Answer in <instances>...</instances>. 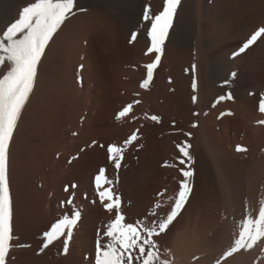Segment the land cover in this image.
<instances>
[{
  "label": "rangeland",
  "instance_id": "rangeland-1",
  "mask_svg": "<svg viewBox=\"0 0 264 264\" xmlns=\"http://www.w3.org/2000/svg\"><path fill=\"white\" fill-rule=\"evenodd\" d=\"M187 1L181 0L169 36L175 33L172 37L178 36L176 40L178 39L181 44L194 47L200 39L196 33L197 26L204 24L207 37L205 40L208 41V49L213 53L214 64L211 63L212 72L202 63L199 81L193 73V65L196 67V61L176 55H166L163 58V54L159 66L154 70L149 89L143 90L139 85L146 78L144 66L151 63L152 59L143 62L135 56L129 59L119 58L114 53L111 43L97 49L90 35L89 39L81 44L84 48L82 56H76L73 61L65 54L56 51L51 44L56 38L61 40H74V38L60 29L54 35L42 57L34 91L22 112L15 132H17L16 137L22 136L26 142L24 135L27 133L32 134L35 142L46 141V144L39 145V153L35 154L38 156L37 160L41 158L40 160L44 161L42 167L44 165L55 167L48 188L55 195L56 202H59L62 212L58 215L59 219L64 215H71V209L69 211L62 209L63 202L68 196L73 202L74 200L81 202V217L84 210V218H81L75 228L66 253L63 238L43 251H41L43 234H37L39 237L33 239L14 238L12 241L14 247L10 251L7 264H95L97 240L99 239L102 244L108 242L107 238L103 237V233L106 231V226L114 219V212L105 211L94 186V178L101 169L105 170L107 179L112 182L113 193L121 198V212L126 218V223H136L139 220L151 226L153 221L159 222L166 218L178 194L180 182L184 179L180 170L185 166L178 163V159L182 157L177 145L185 141L191 145L190 167L194 173L191 177L192 193L185 208L166 233L154 239L163 253L172 249L174 252L173 245L176 242L174 237L178 234L188 237L186 239L195 235L198 240L206 239L213 242L220 236L221 227L218 217L221 199L217 195L220 183L214 170L213 157L217 154V157L221 156L220 168L225 178L227 176L232 178L235 172L234 177L238 176L240 179L239 185L244 186L250 167L260 159L261 155L263 156L258 149V142L251 126L264 121V113L259 111V101L264 96V67H259L260 60H264V40H258L255 45L235 59L232 58V53L236 52L252 33L264 27V0H243L244 2L241 0L240 5L237 3L236 6L231 1L226 11L220 7L224 3V0H221L219 6H215L219 16L215 13L212 15V11V17L215 15L218 17L207 18L209 20L205 19L204 15L201 20L199 19L202 9L197 7L199 5L197 0ZM32 2L34 0H0V32L18 18L20 9ZM159 3L151 8L153 14L163 10V0H159ZM148 5L143 4L142 9L144 10ZM90 10L91 7L77 6L75 14H86ZM143 10L138 18L141 22L136 23L137 28L145 27L141 19ZM220 11L227 14L221 16ZM214 22L215 25L217 23L216 27L213 25ZM146 25L145 28L148 30L150 24ZM208 35H211L210 38ZM212 37L215 40H212ZM230 44L233 47L231 50H229ZM211 47L214 49L212 50ZM97 53L103 58L98 57ZM6 70L5 67L0 71V76ZM233 71L238 73L237 77L231 80L230 84H225ZM194 75L198 83L197 90L201 87L203 95H206L202 101L204 103L198 100L195 104L192 102L193 95L198 97V91L194 92L192 88ZM174 78L182 85L178 82L179 87L176 86ZM251 84H254V87H251ZM256 85L260 87H257L258 90H255ZM233 87H235L234 91L231 90ZM204 91H208L209 94L208 92L205 94ZM229 92L234 96L233 100H225L215 108L212 107L218 96ZM136 100L140 103L133 105L129 117L117 120V113ZM194 112L199 115H193ZM228 112L232 115H224L218 119L221 113ZM152 115L159 116L160 123L147 119ZM132 117L136 119L133 120ZM44 119L50 120L44 122ZM193 124L197 127H193ZM137 129H139L137 133L139 139L125 149L121 167L117 170L114 163L109 161L107 148L111 144L124 147V141ZM186 133H190L191 136ZM237 146H241L246 151L237 152ZM82 147H85V154L86 152L89 154L90 166L87 177L85 175V188H75L77 197H72L68 192H62L61 187L71 182H78V176L71 173L77 159L70 163H67L66 159L73 154L82 155ZM42 148L45 154L41 151ZM227 171L234 172L230 173L231 176ZM23 178L25 192L41 191L42 197L46 199L48 188L45 187L42 193L44 189L39 186L41 177L35 167L30 169L29 173L23 172ZM83 189H85L84 198ZM32 195L26 200L28 205L40 206L37 198ZM82 203L85 205L83 210ZM153 213L155 215H152ZM39 221L37 217H32L29 228L34 229ZM18 245H27V247L21 248L17 247ZM261 248H264V241L247 253L243 250L236 256L233 255L235 259L230 257L227 261L243 259L237 256L244 255L245 261L236 260L234 263H229L262 264L264 251H261ZM245 256L249 258L248 261ZM162 258L167 259V257ZM227 261L222 264H228ZM190 262L193 261H187V264ZM177 263L179 262L176 261Z\"/></svg>",
  "mask_w": 264,
  "mask_h": 264
},
{
  "label": "snow or ice",
  "instance_id": "snow-or-ice-1",
  "mask_svg": "<svg viewBox=\"0 0 264 264\" xmlns=\"http://www.w3.org/2000/svg\"><path fill=\"white\" fill-rule=\"evenodd\" d=\"M180 5L181 0H163V10L158 14H153L150 5L143 10L142 22L150 24L147 30L150 46L145 55L154 54L152 62L144 66L146 78L139 85L143 90L149 89L154 70L161 62L165 42ZM75 11L76 0H34L20 9L18 18L0 32V71L7 68L0 76V264H7L10 251L14 247L12 241L15 238L12 228V204L8 178L10 144L22 112L34 91L38 67L45 55V50L61 25L75 15ZM138 35V32L132 31L129 43L135 42ZM261 39H264V27L252 33L242 46L232 53V58L235 59L245 53ZM193 73L195 74V65H193ZM237 75V72H231L229 79L224 83L230 84ZM192 88L194 92L197 91L195 75ZM233 99L231 92L218 96L212 107L215 108L222 101ZM197 100L198 97L193 95L192 102L195 104ZM139 103L140 101L136 100L125 106L117 113L116 119L129 117L133 105ZM259 111L264 113V96L259 101ZM204 114L207 115V113ZM193 115H199V113L194 112ZM224 115H232V113H221L218 119ZM147 119L157 124L160 123V117L156 115L149 116ZM258 123L264 124V121ZM192 126L197 127L196 124ZM138 132L139 129L124 141V147L115 144L108 146L109 161L114 163L117 170L121 167L125 149L139 139ZM186 135L191 136L190 133ZM190 148L191 145L186 141L177 145L180 157H182L178 159V163L185 166L180 170L184 179L180 182L178 194L166 218L159 222L153 221L151 226L139 220L136 223L125 222L126 218L121 212V198L113 193L112 182L107 179L105 170L99 171L94 178L97 196L106 212H114V219L106 226V231L103 233V237H106L108 242L102 244L99 239L97 240L95 264H176L174 253L171 250L162 253L154 238L166 233L191 196V177L194 173L190 167L192 163ZM236 151H246V149L237 146ZM65 190L67 191L68 188L66 187ZM64 203L71 205L72 198ZM81 218L80 210L74 208L71 215H64L53 223L49 230L43 233L41 251L63 238L66 253L69 240ZM261 241H264V201L260 202L256 216L249 214L241 220L238 235L231 246L215 261V264H222L241 250L248 252L257 247ZM17 247L23 248L27 245ZM261 251H264V248H261ZM162 257H167V259ZM192 259L198 261L200 257L194 256Z\"/></svg>",
  "mask_w": 264,
  "mask_h": 264
},
{
  "label": "bare ground",
  "instance_id": "bare-ground-1",
  "mask_svg": "<svg viewBox=\"0 0 264 264\" xmlns=\"http://www.w3.org/2000/svg\"><path fill=\"white\" fill-rule=\"evenodd\" d=\"M206 1L197 0V2L199 4V5L197 4L198 5L197 7H201V9H202V13L200 12V14H202L201 17L199 18L200 20L202 19L203 15H204L205 19H207V18L210 19L212 17V15H214V13L217 14L215 6L221 2V0H219V1L218 0H210V2H206ZM231 1L234 3V5L237 3L239 4L241 2V0H229V1L224 0L223 6L220 4L221 5L220 7L226 11V9L228 8L227 6L229 5V2H231ZM197 2H195V3H197ZM242 2H244V1L242 0ZM145 3H146V5L149 4L151 6V8H154L156 6V4L159 3V0H76V8H77V6L78 7L79 6L80 7H82V6L91 7L90 12H88L86 14H82V13L77 14L76 13L75 15L71 16L68 20H66L63 25H61L60 31H64V32L68 33V35H71L74 38V40H70V39L69 40H61V39L56 38V40L55 39L53 40L51 46L53 48H55L56 51L58 50L59 53H62L63 55L65 54V56H67L69 58V60L74 61L76 56L81 57L83 52H84V48L82 47L81 44L85 40L87 41V38L89 39V36L92 35V39H93L92 41H93V43L97 49L104 46L107 43H111V46L114 49V53L117 54L119 58H123V59L128 58L129 59L131 56H135L136 59H138L140 61H143V62L148 61L149 62L151 59L153 60L154 54L145 55L147 48L150 46V41H149L148 36H147V29L145 28L147 25L145 24L144 28H143V26H141L142 28L141 27H138V28L135 27L136 23L138 21L139 15L141 13V10H143L142 5L144 4V6H145ZM156 9H159V8H156ZM198 10H200V9H198ZM229 10H231V8ZM232 10H233V8H232ZM263 10H264V8H263ZM212 11H213V13H212ZM223 11H220L221 16H223L226 13V12L224 13ZM230 12H233V11H230ZM211 13H212V15H211ZM156 14H158V13H156ZM217 15L212 17V19H214ZM231 15H233V14H231ZM209 19H207V20H209ZM229 21H231V20H229ZM140 22L138 21V24ZM202 22H203V20H202ZM216 22H217V20H216ZM205 23H206V20H205ZM210 23H211V21H210ZM143 25H144V23H143ZM213 25H215V22ZM220 25H221V23H220ZM216 26H217V23H216L215 27ZM215 27H212V28H214V30H216ZM221 28H222V26H221ZM132 31L138 32L139 35L137 37V40L130 44L129 39H130V34ZM196 33H198V36L201 39V41H200V39L197 40L199 43L198 44L195 43L194 47H192L189 44H184V43L181 44L180 41H177L178 39L176 40V38L178 36L172 37L175 33L171 34V36H168V38L165 42L163 58L166 55H176V56L188 59L190 61H196L195 62L196 63V67H195L196 68L195 69L196 79L200 80L201 65H203L202 63H204L206 65L205 68H209V70H210L211 65H213L214 62L212 61L213 60V53H211V50L208 49V41L205 40L207 37H206V28H205L204 24H203V26H202V24L197 26V32ZM211 33L213 34V32H211ZM208 36L210 38L211 35H208ZM212 40H215V39H213V37H212ZM214 46H215V44H214ZM230 46H231V44H230ZM211 48H212V50L214 49L213 47H211ZM232 48L233 47L231 46L229 50H231ZM223 52H221V54ZM227 52H230V51H227ZM97 55H98V57L103 58V56H101L99 53H97ZM223 55H225V54H223ZM212 62H213V64H211ZM259 65H260L259 67H264V60H260ZM205 68L203 70H205ZM210 71H212V70H210ZM207 73H209V72H207ZM174 81H173L174 83H177L175 85L179 87L178 82H180V81L176 78H174ZM258 82H260V81H258ZM252 83H253V81H252ZM180 84H181V82H180ZM257 84H259V83H257ZM181 85H180V87H181ZM199 85H201V84H199ZM253 85L251 87H254ZM249 87H246V88H249ZM257 87L258 86L256 85L255 90H258ZM205 88H203V89H205ZM258 88H260V87H258ZM200 89H201V87H200ZM200 89L198 87V90H197L198 91L197 92L198 102L204 103L202 101H203V99H205L206 95H203L204 93ZM231 90L234 91L235 87H233V89H231ZM207 92L208 91H206L205 94ZM210 93H212V92H210ZM213 93H215V92H213ZM208 94H209V92H208ZM213 96H214V94H213ZM213 96H211V97H213ZM208 98L209 97H207V99ZM256 99H257V95H256ZM249 100L252 102L251 98ZM254 101H255V98H254ZM35 112H37V111H35ZM50 114H51V112H50ZM50 114H48V115L50 116ZM50 119H52V117ZM45 120L46 119H44V122L49 121V120H46V121ZM260 120H262V118ZM41 123H42V121H41ZM48 124H49V122H48ZM251 130L257 139L258 149H259V151H261V154H263V156L261 155V157L258 161L253 163L252 166L250 165L251 167L249 166L250 172L248 174V177L245 178V185L244 186L239 185L240 179L238 178V176L234 177V174H235L234 171H232V172H234L232 178H229L230 176L229 177L227 176V178H225V176L222 173V169L220 168V167H222L220 165L222 163V162H220L221 156L219 158V157H217V155H218L217 154V155H215L216 157L214 156L212 159V160H214V164H215L214 170L216 171L215 173H216V176L218 177V182L220 183L219 184V192H217L218 193L217 195L221 199V204H220L221 209H220V213H219V217H218V222L220 223L219 227H221L220 228L221 233L219 234L220 236H218L217 240H214V242H213V241H208L206 239L205 240H200V239L198 240V238H196L195 235H191L190 239H186L188 237H184L183 235L178 234L177 236L174 237L176 240V242L173 245L174 252L172 249V252L174 253V256H175V261L179 262L177 264H183V263L187 264V261H190V260L193 261L192 258L194 256L200 257V259L198 261L190 262L189 264H215V261L217 259H219L220 256L222 255V253L224 251H226L231 246L235 237L238 235L241 220L246 215L251 214L252 216H256L258 214V208H259L260 202L264 201V124L259 123V124L252 125ZM29 136L30 135H28L27 137H29ZM227 162H229V161H227ZM227 162H225V164ZM230 164H232V162ZM234 170L236 171V169H234ZM227 172H229V171H227ZM232 172H229L228 174H230ZM83 182L84 181H82V183ZM220 199H219V201H220ZM217 209H219V208H217ZM216 225H218V224L216 223ZM180 233H181V231H180ZM183 234H184V232H183ZM184 235L187 236L186 233ZM242 251L243 250H241L240 252H242ZM240 252H238V253H240ZM245 253H247V252H245ZM236 254L237 253H235L234 255L236 256ZM248 255H250V254H248ZM262 255H261V257H263ZM238 257H242L243 259H240ZM246 257L247 256H245V258ZM231 258L235 259L234 256ZM237 258L238 259H236V260H240V262H241V260L245 261L244 255L237 256ZM248 259L249 258H246V261H248ZM231 260L232 259L227 261L228 264H230L229 262H231ZM235 261H233L231 263H234ZM262 262H263L262 264H264V261H262ZM250 264H251V262H250ZM257 264H258V262H257Z\"/></svg>",
  "mask_w": 264,
  "mask_h": 264
},
{
  "label": "crops",
  "instance_id": "crops-1",
  "mask_svg": "<svg viewBox=\"0 0 264 264\" xmlns=\"http://www.w3.org/2000/svg\"><path fill=\"white\" fill-rule=\"evenodd\" d=\"M17 132H14L13 139L10 144L9 149V164H8V178H9V189H10V196H11V204H12V228H13V236L15 239L26 237V238H36L39 237L37 234H43L53 223H55L59 219V214H61V208L59 206V202L57 203L54 199L55 195L53 194L52 190L48 188L50 185L49 181H51V177L54 174L55 167L53 165H42L44 164L43 160H37V154L42 146L43 143L46 144V141L41 140V142L33 141V137L31 133H27L24 135V138L27 140L24 141L22 136L16 137ZM30 135L29 137H27ZM32 137V138H31ZM30 139V140H29ZM82 155L80 154H73L68 157L67 163L72 162L74 159L77 161L74 163L71 173L78 176L79 178L77 183L71 182L69 185H62L61 190L64 193L72 195V197H77L76 189L85 188V175L87 177V171L89 169V154L86 152L85 154V147H82ZM42 152L45 151L42 148ZM39 153V152H38ZM46 164V163H45ZM41 166V169H39ZM75 166V167H74ZM36 168L41 177V181L39 186H41L42 193L45 191V187L48 188L46 190V199L42 197L41 191H31V193L25 192L23 189V172L24 174L29 173L30 169ZM38 168V169H37ZM65 171V170H64ZM78 171V172H77ZM57 173V172H56ZM80 177L82 178L80 180ZM82 181H84L82 183ZM75 185L76 187H71ZM52 187V186H51ZM66 187L68 190L66 191ZM76 188V189H75ZM70 191V192H69ZM83 191V198L85 196V189ZM33 194V195H32ZM36 194V195H35ZM32 195L34 198L40 203L38 207L30 206L26 202L28 200V196ZM31 197V196H30ZM69 196L67 197L66 201L69 200ZM43 201V202H42ZM65 201V202H66ZM73 202V206L65 205L63 202V210L69 211L71 209V213L74 208H78L80 210L81 202L76 201ZM84 203H82V210L84 209ZM81 212V211H80ZM37 217L38 220L40 219L37 226L34 229L29 228V225L32 223V217ZM55 217V218H54ZM84 218V210L82 211V219ZM39 227V228H38ZM38 228V229H37ZM33 231V232H32ZM79 231V230H78Z\"/></svg>",
  "mask_w": 264,
  "mask_h": 264
}]
</instances>
